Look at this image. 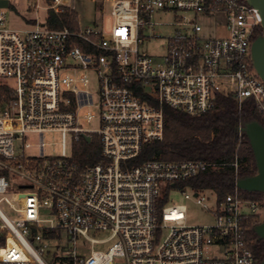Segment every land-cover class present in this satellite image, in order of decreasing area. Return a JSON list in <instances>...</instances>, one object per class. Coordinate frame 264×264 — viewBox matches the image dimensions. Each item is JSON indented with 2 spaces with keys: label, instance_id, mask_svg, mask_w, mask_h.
Returning <instances> with one entry per match:
<instances>
[{
  "label": "built area",
  "instance_id": "2783aa9c",
  "mask_svg": "<svg viewBox=\"0 0 264 264\" xmlns=\"http://www.w3.org/2000/svg\"><path fill=\"white\" fill-rule=\"evenodd\" d=\"M33 1L46 20L25 31L8 28L9 2L0 6V81L8 88L0 109V264H255L247 234L263 201L236 187L219 198L180 186L217 167L210 162H128L162 140L165 106L199 116L222 95L238 107L251 99L264 115V81L251 59L262 29L258 10L247 0H102L111 4L107 30L80 20L70 29L50 28L47 19L74 11L76 0ZM218 15L225 35L206 36L202 19ZM158 26L168 34L156 33ZM151 41L163 42L159 54L142 50ZM87 72L96 77L94 90ZM85 107L96 113L80 115ZM94 118L96 129L80 123ZM49 132L61 134L59 155L44 154ZM29 133L39 136L37 155L26 154ZM93 135L100 160L82 166L73 145ZM174 190L210 220L188 225L187 207L167 204ZM78 236L91 246L84 257Z\"/></svg>",
  "mask_w": 264,
  "mask_h": 264
},
{
  "label": "trees",
  "instance_id": "16d2710c",
  "mask_svg": "<svg viewBox=\"0 0 264 264\" xmlns=\"http://www.w3.org/2000/svg\"><path fill=\"white\" fill-rule=\"evenodd\" d=\"M65 24L70 29L77 28L75 13L65 10L59 17L49 14L47 25L60 28ZM259 30L257 35H262ZM8 92L0 85V101ZM164 131L160 141H154L143 148L142 152L128 163L131 166L142 164L154 158L166 161L200 160L216 164L217 167L199 174L197 177L180 184L195 189L213 190L219 198L235 188L238 179L256 174L254 157L245 134L238 132L245 123L257 121L264 128V115L255 110L251 99L245 100L240 107L229 96L219 95L215 108L199 116H190L168 106L163 108ZM237 160V169L232 166ZM73 159L80 165H92L100 160V145L83 141L81 151L74 149ZM243 196L264 202L263 194L251 192ZM162 201H160V204ZM256 263L264 260V238L259 239L251 230L247 234ZM2 239L0 238V244Z\"/></svg>",
  "mask_w": 264,
  "mask_h": 264
},
{
  "label": "rangeland",
  "instance_id": "374dc122",
  "mask_svg": "<svg viewBox=\"0 0 264 264\" xmlns=\"http://www.w3.org/2000/svg\"><path fill=\"white\" fill-rule=\"evenodd\" d=\"M9 8L6 10L7 16V26L10 29L16 31H25L31 28V25L35 23L44 24L46 20V12L42 9H34L31 5L35 2L33 0H8ZM76 21L80 20L81 27H95L103 28L107 30L110 27L111 20L108 18L111 4L110 2H102V0H76L73 4ZM40 6L42 4L40 3ZM170 18L166 16L163 21H169ZM223 17L221 15L214 16L207 19H202L204 32L206 36H224L225 32L222 26ZM156 33L160 36H166L168 34V29L166 27L158 26L155 28ZM162 41H151L145 42L143 44L142 50L147 52L150 55H157L161 52ZM87 77L90 80V89L94 90L96 87L95 75L91 72H87ZM4 82L0 81V85H3ZM3 103L0 101V109L3 108ZM84 112H95L96 110L92 107H85L81 110L80 115H83ZM80 123L83 127L86 128H97V119L94 118L89 123H84L80 120ZM93 142L100 145L99 137L96 135L92 136ZM26 140L30 144V147L26 149L27 155H37L38 149L36 145L39 141L38 134L29 133L26 135ZM43 142L45 144L44 154L45 156H55L59 155L61 152V134L58 132H49L43 134ZM83 141L75 143L73 148L77 151H81ZM65 149L66 154H70L71 149V139L69 134L66 135L65 139ZM246 197L252 194L251 192L242 191ZM167 204H183L187 207V224L188 225H198L207 223L210 220L209 215L199 206L195 205L191 200H186L181 196L177 191H172L167 199ZM10 216V214H8ZM47 218V216H43ZM264 221V208L260 211V216L256 224H259ZM89 235L95 239H103L108 236L107 233H95L91 231ZM76 252L77 256L84 257L89 253L90 244L86 242L82 237L76 238ZM111 243L106 245H94L95 250H105L106 247L110 246ZM54 252V250H52ZM49 262V257L47 259Z\"/></svg>",
  "mask_w": 264,
  "mask_h": 264
},
{
  "label": "water",
  "instance_id": "95a60500",
  "mask_svg": "<svg viewBox=\"0 0 264 264\" xmlns=\"http://www.w3.org/2000/svg\"><path fill=\"white\" fill-rule=\"evenodd\" d=\"M248 4L256 8L261 17L262 35L255 38L251 46V59L257 75L264 81V0H247ZM8 2L0 1L1 7H6ZM248 139L256 166V174L240 178L235 187L244 192H259L264 196V128L257 121L245 123L238 128ZM89 140L88 137L85 138ZM259 239L264 238V221L256 224L253 229ZM264 264V260L260 263Z\"/></svg>",
  "mask_w": 264,
  "mask_h": 264
}]
</instances>
